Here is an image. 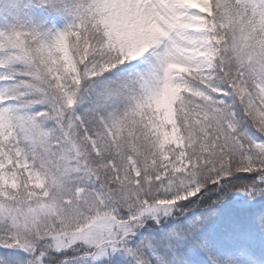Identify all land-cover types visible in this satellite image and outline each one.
<instances>
[{
    "label": "snow or ice",
    "instance_id": "6c2138e0",
    "mask_svg": "<svg viewBox=\"0 0 264 264\" xmlns=\"http://www.w3.org/2000/svg\"><path fill=\"white\" fill-rule=\"evenodd\" d=\"M0 264H264V0H0Z\"/></svg>",
    "mask_w": 264,
    "mask_h": 264
}]
</instances>
